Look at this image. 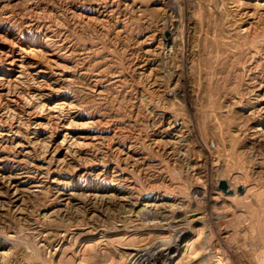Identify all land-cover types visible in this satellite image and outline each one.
Wrapping results in <instances>:
<instances>
[{
  "label": "rangeland",
  "instance_id": "rangeland-1",
  "mask_svg": "<svg viewBox=\"0 0 264 264\" xmlns=\"http://www.w3.org/2000/svg\"><path fill=\"white\" fill-rule=\"evenodd\" d=\"M159 253L264 264V0H0V264Z\"/></svg>",
  "mask_w": 264,
  "mask_h": 264
},
{
  "label": "bare ground",
  "instance_id": "bare-ground-1",
  "mask_svg": "<svg viewBox=\"0 0 264 264\" xmlns=\"http://www.w3.org/2000/svg\"><path fill=\"white\" fill-rule=\"evenodd\" d=\"M228 187V185H227ZM229 189V188H228ZM176 248V247H175ZM177 250V249H176ZM96 252V251H94ZM99 253V252H98ZM93 254V253H92ZM95 254V253H94ZM93 254V255H94ZM97 255V254H96ZM102 255V254H101ZM170 254H165V253H159L158 256H155L154 262H152L151 260H147L144 264H156L157 261H163V260H167L169 259ZM110 258V257H109ZM172 258V257H171ZM90 261V260H89ZM106 261V260H105ZM113 261V260H112ZM115 261V260H114ZM93 262V261H92ZM92 262L90 261V263L92 264ZM110 262V261H109ZM105 263V262H104ZM108 264V263H107ZM140 264V263H139Z\"/></svg>",
  "mask_w": 264,
  "mask_h": 264
},
{
  "label": "water",
  "instance_id": "water-1",
  "mask_svg": "<svg viewBox=\"0 0 264 264\" xmlns=\"http://www.w3.org/2000/svg\"><path fill=\"white\" fill-rule=\"evenodd\" d=\"M219 188L227 194H232V191L228 189L227 184L224 181H220Z\"/></svg>",
  "mask_w": 264,
  "mask_h": 264
}]
</instances>
